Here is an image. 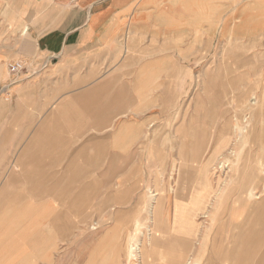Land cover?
<instances>
[{
  "label": "crops",
  "instance_id": "1",
  "mask_svg": "<svg viewBox=\"0 0 264 264\" xmlns=\"http://www.w3.org/2000/svg\"><path fill=\"white\" fill-rule=\"evenodd\" d=\"M19 60L29 71L49 66L0 93V264L50 262L52 241L68 237L63 195L46 187H135L134 160L151 158L149 130L167 127L249 132L236 143L232 195L194 216L196 231L180 238L185 250L159 244L147 264H264V0H0V87ZM198 75L222 82L192 91L186 82ZM172 206L164 201L169 220ZM81 256L87 264L86 247Z\"/></svg>",
  "mask_w": 264,
  "mask_h": 264
},
{
  "label": "rangeland",
  "instance_id": "2",
  "mask_svg": "<svg viewBox=\"0 0 264 264\" xmlns=\"http://www.w3.org/2000/svg\"><path fill=\"white\" fill-rule=\"evenodd\" d=\"M211 56H213L214 59L203 66L207 71L215 70L217 66L215 61L217 60V56H220V50H215ZM209 75L210 74L207 73V77ZM221 82L220 79L215 78L202 79V75H198L196 79L188 80L186 83H188V88H191L193 91L206 88V84L209 87H218L217 85H220ZM251 99H248V103ZM244 129V127L236 128V130H239V133L243 131L247 132L248 129ZM229 130V132H231L229 135L231 138L227 137L228 133H223V129L220 127H167L159 132L157 128H151L148 136L150 143L147 147V150L150 151L149 156L151 158L142 161L134 160L136 173L133 177L139 182V184H136V179H134L133 184L135 187H77V184H75L74 187H66V189L68 188L66 191H64L65 187H46V189H49L51 192L54 191V194H56L57 191L58 194L62 193L64 200L60 208L61 212L68 211L69 213L67 217L65 216L63 219L70 221V232L68 233V237L63 239L55 238L52 241L54 242L53 245L55 248L51 252L52 256L50 257V262L37 260V264H80L84 259L81 254L85 247L87 264H89V258L92 264H111L113 262V257L115 259L118 258L119 264H127L128 256L126 254V248L128 249L130 241L128 243L126 238L129 235L132 236L133 234L134 240L141 239L139 240V244L141 245V242L143 243L146 241L145 236H148L149 231L154 228L156 229L157 226L158 229L160 228L159 230L163 232H172L174 227L171 224V219L173 216V207H175L174 205L181 204L182 208L185 210L189 209V204L186 203L185 200H189L190 198L182 197L180 200L176 199L178 197V187H176L178 177V151L181 150L182 155V159L179 161L180 165L194 171L197 167L189 166V164L192 163V159L187 162L189 156H195L194 145H197L198 148L197 154L199 160H197V162L200 161L203 164L222 137L225 136L227 138L228 144L231 147L235 145V143H231V141L234 140L233 135L236 136L234 134V129ZM176 137H178L179 140ZM236 147L237 146H235V148ZM162 159L165 162L164 165L160 164V160ZM137 165L140 170L136 169ZM213 174L214 171L211 172L214 180L218 178L215 176H220L218 172L214 176ZM121 188H123V190H121ZM149 193L152 196L155 194L157 195L155 197L157 202H153V204L150 203ZM43 194L44 191L41 194H39V192L37 193L38 201L40 199L43 200ZM120 196H127V200L121 204L116 203L111 207L107 206V203L112 199H117ZM165 200L168 204L173 201L170 220L167 218L168 214H165L163 207ZM44 201L46 205L50 207L54 206L51 200ZM95 205H98V208H94ZM94 223H96V225ZM92 226L96 229L92 230ZM107 232L111 233V236L110 239L106 241V246L100 248L95 246V240L98 239L101 234ZM42 241L47 242L45 239ZM131 243H133L132 240ZM139 248L140 246L138 245L133 246L131 249H135V253ZM108 255L112 257H108L105 260L104 257ZM31 258L34 262V256ZM136 258L133 259L134 264H137Z\"/></svg>",
  "mask_w": 264,
  "mask_h": 264
},
{
  "label": "bare ground",
  "instance_id": "3",
  "mask_svg": "<svg viewBox=\"0 0 264 264\" xmlns=\"http://www.w3.org/2000/svg\"><path fill=\"white\" fill-rule=\"evenodd\" d=\"M250 102L253 105L257 101L255 100V97H252V99H251V101H249V103ZM226 127H227V125H226ZM248 127H249V125H248ZM241 131H243V130H241ZM238 133H239V130H236V128H235L234 134L240 138H242L243 134L246 132L243 131L242 133H239V134ZM258 136H260V134ZM233 137H234V135H233ZM238 137H237L235 142L233 141V143H235V145H233L232 147L228 144L227 138L225 136L222 137L220 142L216 145L214 150L211 152L207 161L205 160V162L203 164L200 161L197 162V160H199L198 154H197L198 148H197V145H194V153H195V157H197V158H196V160L193 159L191 161H192V163L194 162L197 164V165H194L197 168L194 169V171H192V170L186 168L185 166L178 165V168H177L178 177H177V181H176V187H178L177 196L179 197V198L177 197L176 199L180 200V199H182V197L183 198L188 197V198H191V202L193 201L194 209L191 211L192 212L191 218L189 217L188 214L184 215L185 209L182 208V206H180L181 204H175L174 205L175 206L174 210H175V213L178 217L177 221L179 223L177 226H176V224H173L174 230L172 232H178L179 233L180 236L178 237V240H176L174 238H172L170 241L164 240L163 237H164L165 233L163 231L159 230L160 228L158 229V226L156 227V229L154 228V229L149 231L148 236H145L146 241H144L143 243L141 242V245L139 244L140 243L139 240H141V239L134 240V237H133L134 235L133 234H132V236L129 235L126 238L128 240V243L130 241V243L128 244V249L126 248V254L128 256L127 264H134L133 259H135L136 257H137L136 258L137 264H147V261L149 258L148 255L154 249H156L159 246V244H162L163 247H166L168 249L185 250L186 246L183 242H181L180 238L181 237H189L190 232L196 231V226L198 227V225H195V222L193 221L194 216L195 217L200 216V218H206V216L208 215V212H209L208 210H209V208H211L213 201H216V200L219 201L221 199L229 198L232 195V192H229V190L232 189L233 184L238 183V180H237L238 174L237 173H238V165L240 162L239 156L241 154L240 153L241 149L240 148L238 149L237 147L235 148V146H237L236 143H238V140H239ZM261 141H263V140H261ZM241 146H243V145H241ZM206 151H208V150H206ZM205 154H204V156H205ZM189 160H190V156H189V159L187 160V162ZM212 171H214L213 176L216 175L217 172L220 173V176H215V177H218V178H216V180H214L212 178V175H211ZM257 171L259 172V174L261 176H263V182H264V161H260V163L257 166ZM247 179H248L247 183H250V184L253 183V176L252 175H251V177L249 175ZM190 190L192 192H190ZM249 195L252 199H259L260 198V196H258V194H254L252 192L249 193ZM156 196H157L156 194L154 196H152L149 193V201L151 204H153V202L154 203L157 202V200L155 199ZM187 200H185V201H187ZM155 224H156V222H155ZM174 235H175V233H174ZM131 240L133 243H131ZM138 245L140 246V248L137 251L138 253L137 252L134 253L135 249L132 250L131 248L133 246H138ZM183 264H190L189 259H185ZM194 264H197V263L194 262Z\"/></svg>",
  "mask_w": 264,
  "mask_h": 264
},
{
  "label": "built area",
  "instance_id": "4",
  "mask_svg": "<svg viewBox=\"0 0 264 264\" xmlns=\"http://www.w3.org/2000/svg\"><path fill=\"white\" fill-rule=\"evenodd\" d=\"M48 66H49V62L44 61L36 69L29 71L28 64H26V62L23 60L9 63L7 65V73H8V76L10 77L9 78L10 80L8 84L0 87V93L4 92V90L9 87L14 86L24 81L26 77L30 78L38 73L45 71L48 68Z\"/></svg>",
  "mask_w": 264,
  "mask_h": 264
}]
</instances>
